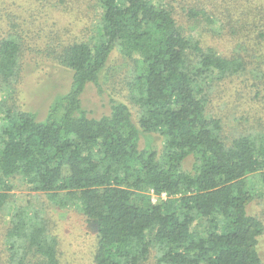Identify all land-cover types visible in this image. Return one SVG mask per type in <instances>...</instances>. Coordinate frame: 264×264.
Here are the masks:
<instances>
[{
  "label": "trees",
  "instance_id": "trees-1",
  "mask_svg": "<svg viewBox=\"0 0 264 264\" xmlns=\"http://www.w3.org/2000/svg\"><path fill=\"white\" fill-rule=\"evenodd\" d=\"M41 1L29 3L33 10L73 5ZM84 1L97 13L87 37L47 33L48 55L72 70V81L44 120L18 99L28 41L21 31L0 38V211L20 176L54 206H76L95 228L92 264H144L153 250L155 264H264V222L249 212L255 177L264 185V131L229 137L208 111L220 81L246 76L264 84V4L225 1V17L240 27L229 32L238 48L227 54L187 31L174 0ZM188 12L214 22L205 7ZM115 49L134 64L129 100L137 121L118 99L100 117L83 106L86 87H101ZM155 132L164 139L161 151L150 140L141 146ZM59 244L46 212L18 204L0 264H61Z\"/></svg>",
  "mask_w": 264,
  "mask_h": 264
},
{
  "label": "rangeland",
  "instance_id": "rangeland-1",
  "mask_svg": "<svg viewBox=\"0 0 264 264\" xmlns=\"http://www.w3.org/2000/svg\"><path fill=\"white\" fill-rule=\"evenodd\" d=\"M225 1L174 0L173 3L177 17L187 31L202 37L206 45H213L221 53L232 54L238 44L234 43L229 32L240 27L225 17ZM254 1L264 4V0ZM41 2L48 4V0ZM71 2L73 5L68 10L63 3H60V8L51 6L50 9L33 10L29 0H0V38L11 32L21 31L28 41L23 57L26 64L17 86L19 103L23 109L36 112L40 120H44L49 107L67 93L72 81V70L48 55L47 42L52 39H47V33L55 40L60 35L64 41L87 37L93 29L97 15L88 2ZM197 7L207 8L214 22L202 16L191 17L188 10ZM236 17L240 15L237 13ZM35 18L40 21L36 22ZM32 19L36 24H29L28 21ZM46 19H49V25L46 24ZM258 54L264 61V44ZM133 69V62L119 49L112 52L100 75L101 87L90 83L82 95L83 106L91 116L100 117L109 113L111 99L114 98L130 105L134 119L138 120L137 108L129 100V81L132 79ZM252 82L246 76H237L220 81L214 86L208 111L210 115L219 116L223 120L229 137L244 130L264 131V84L253 86ZM5 94V91L1 93L2 96ZM149 140L153 147L162 150L164 139L161 134L155 132L143 136L141 146L144 147ZM192 165L193 158L190 157L186 160L185 167L191 169ZM255 180L258 195L250 205L249 212L264 222V185L259 177H255ZM12 182L14 190L10 200L0 211V261L5 249V233L15 207L18 204L31 203L33 207L46 212L50 226L59 238L61 264H92L96 230L81 211L76 206H54L44 194L32 192L20 176L13 178ZM258 250L264 261V233L259 237ZM155 261L156 252L153 250L149 261L144 264H155Z\"/></svg>",
  "mask_w": 264,
  "mask_h": 264
}]
</instances>
